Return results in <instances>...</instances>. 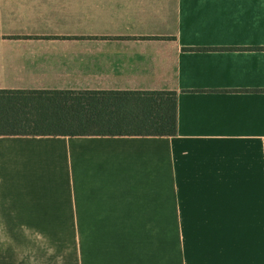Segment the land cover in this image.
I'll use <instances>...</instances> for the list:
<instances>
[{
	"label": "crops",
	"instance_id": "obj_1",
	"mask_svg": "<svg viewBox=\"0 0 264 264\" xmlns=\"http://www.w3.org/2000/svg\"><path fill=\"white\" fill-rule=\"evenodd\" d=\"M0 90L173 91L171 137L0 136V229L84 264H264V0H0Z\"/></svg>",
	"mask_w": 264,
	"mask_h": 264
},
{
	"label": "trees",
	"instance_id": "obj_2",
	"mask_svg": "<svg viewBox=\"0 0 264 264\" xmlns=\"http://www.w3.org/2000/svg\"><path fill=\"white\" fill-rule=\"evenodd\" d=\"M173 91L0 90V136L171 137Z\"/></svg>",
	"mask_w": 264,
	"mask_h": 264
},
{
	"label": "rangeland",
	"instance_id": "obj_3",
	"mask_svg": "<svg viewBox=\"0 0 264 264\" xmlns=\"http://www.w3.org/2000/svg\"><path fill=\"white\" fill-rule=\"evenodd\" d=\"M0 264H84L79 229H0Z\"/></svg>",
	"mask_w": 264,
	"mask_h": 264
}]
</instances>
